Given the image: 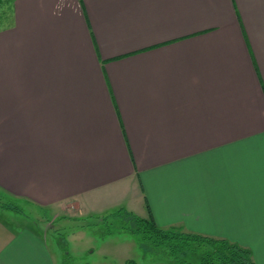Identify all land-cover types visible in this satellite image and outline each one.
<instances>
[{
    "label": "crops",
    "instance_id": "obj_1",
    "mask_svg": "<svg viewBox=\"0 0 264 264\" xmlns=\"http://www.w3.org/2000/svg\"><path fill=\"white\" fill-rule=\"evenodd\" d=\"M6 10L0 191L50 215L42 229L0 217V264H56L62 215L121 210L264 264V0Z\"/></svg>",
    "mask_w": 264,
    "mask_h": 264
},
{
    "label": "rangeland",
    "instance_id": "obj_2",
    "mask_svg": "<svg viewBox=\"0 0 264 264\" xmlns=\"http://www.w3.org/2000/svg\"><path fill=\"white\" fill-rule=\"evenodd\" d=\"M11 1L3 0L1 11H5ZM0 206H3L0 217L10 226L18 228L28 225L42 229L40 224L35 223L50 215L1 191ZM53 224L47 231L56 264H170L164 253L143 247L138 236L129 231L133 223L124 215L69 213Z\"/></svg>",
    "mask_w": 264,
    "mask_h": 264
},
{
    "label": "trees",
    "instance_id": "obj_3",
    "mask_svg": "<svg viewBox=\"0 0 264 264\" xmlns=\"http://www.w3.org/2000/svg\"><path fill=\"white\" fill-rule=\"evenodd\" d=\"M2 3L0 0V29ZM123 212L121 210L118 214L130 219L133 225L128 229L138 236L143 247L164 253L170 264H256L252 251L239 244L175 228L163 229L156 225L152 216L141 218Z\"/></svg>",
    "mask_w": 264,
    "mask_h": 264
}]
</instances>
